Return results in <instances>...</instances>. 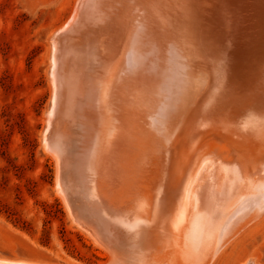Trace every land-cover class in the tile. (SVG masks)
Listing matches in <instances>:
<instances>
[{"label": "bare ground", "instance_id": "obj_1", "mask_svg": "<svg viewBox=\"0 0 264 264\" xmlns=\"http://www.w3.org/2000/svg\"><path fill=\"white\" fill-rule=\"evenodd\" d=\"M78 1L51 49L58 190L109 264H214L264 216V34L230 74L183 30L194 0Z\"/></svg>", "mask_w": 264, "mask_h": 264}, {"label": "rangeland", "instance_id": "obj_2", "mask_svg": "<svg viewBox=\"0 0 264 264\" xmlns=\"http://www.w3.org/2000/svg\"><path fill=\"white\" fill-rule=\"evenodd\" d=\"M246 1L194 0L188 10L192 14L187 11L189 17L184 18L183 30L190 32L193 43L211 46L223 72L230 74L241 58L250 55L256 38L264 34V0ZM77 2L0 0V259L36 264L111 262L110 249L86 225L85 215L78 208L72 212L58 190V162L44 140L53 98L52 41L68 26ZM221 10L225 12L222 20ZM250 261L264 264V216L235 237L214 264Z\"/></svg>", "mask_w": 264, "mask_h": 264}, {"label": "water", "instance_id": "obj_3", "mask_svg": "<svg viewBox=\"0 0 264 264\" xmlns=\"http://www.w3.org/2000/svg\"><path fill=\"white\" fill-rule=\"evenodd\" d=\"M86 1H88V0H85V2H86ZM78 2H79V1H78ZM90 2L92 3V2H94V1L92 0V1H90ZM77 5H78V4H77ZM76 7H77V6H76ZM66 26H67V25H66Z\"/></svg>", "mask_w": 264, "mask_h": 264}]
</instances>
